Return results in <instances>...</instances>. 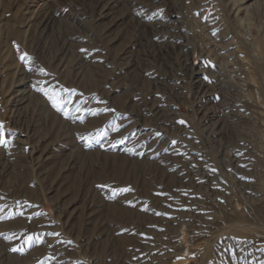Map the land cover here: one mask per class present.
I'll list each match as a JSON object with an SVG mask.
<instances>
[{
	"label": "rangeland",
	"instance_id": "obj_1",
	"mask_svg": "<svg viewBox=\"0 0 264 264\" xmlns=\"http://www.w3.org/2000/svg\"><path fill=\"white\" fill-rule=\"evenodd\" d=\"M220 2L0 0V264H56L63 243L70 264H264L258 33ZM222 51L246 97L231 129ZM128 112L179 152L123 138Z\"/></svg>",
	"mask_w": 264,
	"mask_h": 264
},
{
	"label": "bare ground",
	"instance_id": "obj_2",
	"mask_svg": "<svg viewBox=\"0 0 264 264\" xmlns=\"http://www.w3.org/2000/svg\"><path fill=\"white\" fill-rule=\"evenodd\" d=\"M218 2L222 4L220 12H223L226 17L230 19L234 26L239 25L242 20H245L247 22L245 24L248 25L251 36L254 37L255 33H258L256 37L257 40H255V43H253V52L246 51L245 55L242 57V60L246 64V68L248 70L249 80L251 81L250 85L255 88V96L257 98V101L259 102L260 107L264 109V0H218ZM216 7L217 6L213 7L212 9V12L214 13L212 18H215L216 14H218L214 11ZM241 12L243 13V15L239 16ZM215 19L212 20L211 23L216 24ZM46 23L48 24L49 22L45 21V24ZM179 38L181 40V45H187V42L183 43V41L186 39L185 34ZM250 44L252 45V43ZM222 56H224V58L222 60H219L218 69L222 72V75L225 76V81L227 82V90L225 93L226 95L224 96L226 98V105H224L225 107L222 108V111L225 110L224 112H226V116L227 114L231 116L230 122H227L228 124L226 123V126L231 129L233 127L235 118L237 117V115H239V112L237 113L235 112V110L238 108L240 109V107L236 108L235 104H239V101H244V98L246 97L243 90L240 89L234 81L236 79V70L234 68V59H232L233 55L230 53V51H227L225 53L223 52ZM193 74L196 81L203 82L204 88L205 90H207L206 88H208V84L202 81V79L203 77L205 79L210 78L207 77L205 72L199 68H196ZM208 95L209 93L205 96ZM234 96L236 97L234 98ZM20 100H22V98ZM159 110L160 109H156L155 112L158 116H160L161 121L165 122L164 118H166V114H163L162 111ZM167 110L170 113H173V110L170 111L169 109H165L163 111L167 112ZM207 116L212 120L209 128L212 132L213 139H216L217 137L220 138L222 136L221 128L225 126L224 121L217 116L216 111H209ZM142 117V115L128 112V114L125 115L122 124L123 127L120 130L119 134L123 138H130L134 140L135 143H142L147 145L145 151L148 155H156L159 158V161L168 163L167 161H169L170 157L179 152L178 145H170V142L163 137L162 133L157 134V130H159V127L156 128L157 130H155V127H146V122L143 121ZM162 151H166L167 154L163 153ZM45 152H47V150H42L41 154ZM236 161L242 166H250V161H248L244 157L238 156V158H236ZM67 222L68 219L66 220V223ZM36 229L37 231L48 230L46 226H39ZM263 246L258 245L254 248V250L252 249L255 254H258L261 258H264ZM66 248L67 247L63 243L62 245H59L58 247L52 249V254L56 258V264H70L67 259L69 257L67 256Z\"/></svg>",
	"mask_w": 264,
	"mask_h": 264
},
{
	"label": "snow or ice",
	"instance_id": "obj_3",
	"mask_svg": "<svg viewBox=\"0 0 264 264\" xmlns=\"http://www.w3.org/2000/svg\"><path fill=\"white\" fill-rule=\"evenodd\" d=\"M4 142L3 140H0V143ZM53 235H57V234H53Z\"/></svg>",
	"mask_w": 264,
	"mask_h": 264
}]
</instances>
